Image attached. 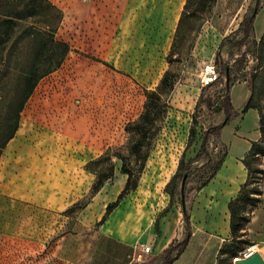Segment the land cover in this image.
Wrapping results in <instances>:
<instances>
[{
    "label": "crops",
    "instance_id": "0c3cea01",
    "mask_svg": "<svg viewBox=\"0 0 264 264\" xmlns=\"http://www.w3.org/2000/svg\"><path fill=\"white\" fill-rule=\"evenodd\" d=\"M156 1H124L119 37L134 39L118 53L113 45L109 57L119 71L134 73L152 83L161 77L160 63L171 46L185 4V0H178L174 7L171 0L166 1L164 18L154 35L162 40L161 46L141 61L150 40L143 20ZM263 30L264 5L255 16L254 33L260 36ZM121 54L128 55L126 60L119 59ZM249 95L244 81L230 87L236 110H241ZM79 120L78 124L88 126L86 121ZM38 123L20 121L14 136L1 150L0 236L29 247L46 245L53 238L56 252L66 245L74 248V263L78 264H133L145 260L162 264V253L184 238L186 227L185 204L171 205L170 196L161 195L168 180L158 181V190L146 194L140 183L98 224L107 204L117 198L125 185L127 176L116 171L112 180L106 181L74 218V203L89 195L96 178L89 163L111 145L109 127L90 125L88 130L79 131L74 127V117L66 123L57 119ZM260 138L259 114L254 108L239 113L222 127L217 144L224 158L214 176L194 192L186 211L190 238L169 264L218 263L221 247L232 241L228 203L247 179L243 159L251 143ZM259 162L264 169V157ZM260 189L261 201L250 212L243 230V238L249 244L232 263L245 257L248 251L257 252L264 262V181ZM72 231L76 234H71ZM68 237L72 240L69 244ZM144 245L150 246L148 253L142 252Z\"/></svg>",
    "mask_w": 264,
    "mask_h": 264
},
{
    "label": "rangeland",
    "instance_id": "374dc122",
    "mask_svg": "<svg viewBox=\"0 0 264 264\" xmlns=\"http://www.w3.org/2000/svg\"><path fill=\"white\" fill-rule=\"evenodd\" d=\"M25 1L0 0V13L13 7H21ZM50 1L62 12L55 38L67 43L69 50L57 69L37 81L20 113L19 123L25 119L36 123L41 121L43 124L55 119L66 123L74 117V127L77 126L75 129L79 131L88 130L90 125H97L100 129L108 125L111 145L93 166L96 173L112 175L109 181L112 180L121 165L119 156L124 157L137 180L134 190L141 183L145 194L153 193L159 188L158 181L168 180L170 183L167 188L168 182L166 183L161 195L168 197L172 192L171 205L181 203V185L186 177L183 201L187 211L194 192L210 174L223 151L211 136L206 144L207 154L196 157L205 131L219 124L224 118L221 107L225 92L224 78L211 85H204L201 82V70L206 64L214 62L219 70L224 65L233 70L232 75L236 81H246L251 77L258 63L252 38H249L247 46L240 49L233 43L241 37L237 29L243 15L258 2L264 5V0H215L205 11L185 16L179 27L177 24L171 46L160 63L161 77L154 83L141 79L134 73L119 71L109 58L113 45L118 53L134 39L129 36L119 37L118 24L120 14L125 9V0ZM166 1L157 0L145 15L144 28L149 32L150 40L146 42L141 61L152 56L157 46H161L162 40L154 38V35L159 22L164 18ZM177 1L171 0L174 7L177 6ZM40 19L33 18L22 22L5 46L3 55L9 52L10 72L13 77L6 84L0 85V91L3 92L0 109L3 101L6 103L10 100L20 86V79H15L14 74L17 76L32 51L30 36L22 32L30 25L43 27ZM255 34L257 32L253 38L258 41L260 36ZM246 47L248 53L244 64L239 71H234V60ZM126 57L127 54H121L119 59L126 60ZM129 62L130 60L126 63ZM166 71L167 85L160 90L158 85ZM9 74L5 73L7 77ZM148 91L158 92L165 111L162 112L157 127L153 128V134L143 141L142 154L138 159L132 152L138 136L125 128L128 123L139 119ZM201 92L210 99L211 111L202 104L195 108ZM79 119L86 121L88 126L78 124ZM1 122L0 116V142ZM143 155H146L145 160ZM178 167L184 177L181 179L177 176L171 181L174 174L170 172L175 173ZM258 180L261 188L264 174H259ZM87 198L88 196L80 201H86ZM76 212L78 210L75 208L74 218ZM76 228L74 225V230ZM71 234L76 232L72 231ZM54 240H48L46 245L29 247L25 243L0 236V264H78L74 263V248L66 245L56 252L52 245ZM69 241H72L70 237L66 243L69 244ZM232 262L230 255L225 254L218 264H233ZM150 263V260H145L133 264Z\"/></svg>",
    "mask_w": 264,
    "mask_h": 264
},
{
    "label": "trees",
    "instance_id": "16d2710c",
    "mask_svg": "<svg viewBox=\"0 0 264 264\" xmlns=\"http://www.w3.org/2000/svg\"><path fill=\"white\" fill-rule=\"evenodd\" d=\"M215 0H186L181 12V16L178 21V27L183 21V18L189 14H197L208 9ZM263 5L262 2H258L249 12H246L237 29L238 33H241L240 39L234 41V46L238 49L243 46H247L249 38H252L251 42L253 47H255V58L257 60V66L251 77L244 81L246 82L247 88L250 91V95L247 101L243 104L241 110H236L232 105L230 98V87L239 80L233 78V70L227 68L224 65L220 70H218V77L216 81L224 78L225 92L222 100V112L224 114L223 120L216 125H213L207 129L204 133L202 144L197 156L207 154L206 144L209 137H213L217 142H220V134L222 127L227 124L233 117L239 113L246 112L249 108H254L259 114V128L261 132V138L259 141H254L251 143L249 152L245 155L243 163L247 168V179L241 185L238 194L229 201L228 209L230 212V229L232 234V241L225 244L220 249V255L229 254L231 259L238 257L239 252L249 244V242L243 238L244 228L249 222L250 212L260 203L261 201V189L258 186V175L264 174V169L260 167V158L264 157V30L257 41L254 37V19ZM42 17V19H40ZM38 18L39 21L43 23V27L30 25L24 29L22 32L26 36H30L31 43L33 44L32 51L26 64L19 69L17 76L14 74L15 79H20V86L14 92V96L11 97L6 103H2L0 109L1 116V126H2V140L0 142V154L2 148L5 146L6 142L12 138L18 128L20 113L24 109L25 103L33 93L37 81L49 72L57 69L61 64L64 55L68 52V44L57 40L55 38V33L62 19L61 10L56 7L50 0H26L21 7H13L0 13V85H4L13 76L10 72V56L7 51L3 55L6 44L11 40L13 33L18 29L22 22L29 19ZM247 47L245 50L234 60V71H239L245 62L246 55L248 53ZM47 63V64H46ZM5 73H10L7 77ZM167 71L163 74L158 89L163 90L167 85ZM216 81H212L207 85H211ZM201 92L199 102L196 104L195 108L199 105L206 106V108L211 111L212 104L208 97L203 95ZM3 96V92L0 91V99ZM163 103L160 100V96L157 91H148L146 93V101L144 103V109L137 121L128 123L126 125V130L136 134L138 140L132 146V152L139 159L142 154L143 141L153 134V128L157 127V122L161 118L162 112L165 111L163 108ZM102 156V155H101ZM98 157L94 161L89 163V168L93 169V166L101 158ZM121 165L119 168L120 173L127 176L125 185L121 192L118 194L117 198L108 203L104 215L98 224L103 223L107 215L119 204L125 195L133 191L137 186V180L133 177L130 169L128 168V163L124 157H120ZM144 160L146 155L142 157ZM224 158V152L222 151L221 157L213 165L210 174L207 178L198 186L205 185L216 173L220 167L222 160ZM180 162H183L181 160ZM189 164V162L187 163ZM186 164V165H187ZM95 171V170H94ZM96 173V171H95ZM184 174L179 172V167L177 171L171 178L173 181L177 176L181 179ZM112 175L105 174L103 172L96 173L95 181L91 187L90 193L86 201H78L74 203L72 209L76 208L80 210L83 208L88 199L95 194L99 188L109 180ZM187 178L185 177L183 190L185 188V183ZM170 182L167 183V186ZM181 195V194H180ZM172 201V192H170V203ZM181 204L184 203L183 199H180ZM68 210H71L68 209ZM184 222H185V235L184 238L166 249L162 253L163 263L169 264L174 260L181 251L185 248L190 238V231L188 228L186 211L183 212ZM222 258V257H220ZM219 258V259H220ZM218 259V261H219ZM218 264V263H217ZM231 264V263H230Z\"/></svg>",
    "mask_w": 264,
    "mask_h": 264
},
{
    "label": "built area",
    "instance_id": "2783aa9c",
    "mask_svg": "<svg viewBox=\"0 0 264 264\" xmlns=\"http://www.w3.org/2000/svg\"><path fill=\"white\" fill-rule=\"evenodd\" d=\"M201 82L202 84H208L212 81H216L218 77V70L215 66L214 62L208 63L204 66V68L201 70ZM252 248V247H251ZM143 253H148L150 251V246H141ZM251 253V251L245 252L244 255L247 256Z\"/></svg>",
    "mask_w": 264,
    "mask_h": 264
},
{
    "label": "water",
    "instance_id": "95a60500",
    "mask_svg": "<svg viewBox=\"0 0 264 264\" xmlns=\"http://www.w3.org/2000/svg\"><path fill=\"white\" fill-rule=\"evenodd\" d=\"M185 177L182 180L181 185V197L183 199V185ZM184 204V203H183ZM233 264H264L263 260L257 252H251L249 255L236 259Z\"/></svg>",
    "mask_w": 264,
    "mask_h": 264
}]
</instances>
